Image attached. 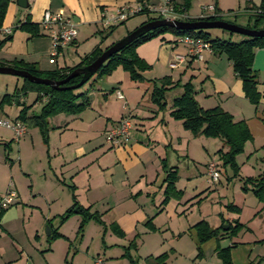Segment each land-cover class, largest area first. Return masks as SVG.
Masks as SVG:
<instances>
[{
	"label": "crops",
	"instance_id": "crops-1",
	"mask_svg": "<svg viewBox=\"0 0 264 264\" xmlns=\"http://www.w3.org/2000/svg\"><path fill=\"white\" fill-rule=\"evenodd\" d=\"M12 1L16 3V0H9L7 13L3 20V24L7 27L14 28L15 25L19 22H23L26 18L38 24L40 27L39 22L45 10L53 12L63 10L65 14L76 22V37L73 39L72 43L63 48L57 56H51L50 37L41 27L39 34L35 36L22 30H13L11 39L5 42L0 50V61L22 59L26 62L35 63L36 68L39 70L48 71L57 67L74 66L95 47L99 46L105 48L114 41H117L118 38L114 37L113 40L108 43L112 34L110 36L104 34L100 35V33L102 34L107 30V26H103L101 23L102 14L111 13L122 6L137 7L143 0H27L28 7H20L23 10L15 9L13 5L10 4ZM152 1L154 0H150V2ZM174 1L180 2L181 0ZM204 1L205 0H192L193 4L196 6V8L193 9L194 14H192L195 18H197L198 15L196 14V9L197 13L202 11L201 8L199 9V5ZM250 1L252 4L247 6V10L244 12L246 16L252 13V7H257L260 4V2L258 3L259 0ZM253 1H256V3ZM216 7L219 11L223 12L222 8L217 5ZM262 13H264V11H262ZM143 14L146 20L148 14ZM145 20H133L128 24H124L123 22L124 29L121 31V33H123L122 35H127ZM117 32L120 31L118 30ZM4 37L5 35H2L0 39ZM136 52L139 57L144 59L151 66L157 63L166 65L170 59L169 63H171L176 54L183 56V60L179 62L181 64L187 62L191 65L193 60L203 62L210 59L213 61L216 57H218L216 61L221 60V58H219L220 55L211 50L203 52L202 60L194 58L188 53L187 47L183 44L178 45V42L175 41V36L170 33L159 35L152 40L140 44L136 48ZM227 61L228 66L232 68L231 62L228 59ZM252 67L258 74L259 84L257 89L261 95L259 104L261 105V113L264 115V48L255 49ZM126 78L127 73L121 66H118L110 74L97 78L83 89L88 91L87 93L90 97V105L86 109L78 114L59 113L48 119L49 134L48 142L45 145V165L48 169L42 168V182L37 185L35 191H30L29 195H31V198L29 195L27 198L30 206L33 207L40 216L42 224L44 225L48 222L51 224L52 219L58 218L59 215L72 204L74 195L75 199L82 207L89 208L90 212L98 213L104 227H108L109 225L111 229L110 232L115 234L116 237L122 241L121 243L113 242L115 247L116 245L118 247L124 246L125 244L122 243H128L134 238L135 234H138L136 237L137 242L139 236L143 234L161 232L162 236L166 237V233L170 231L176 238V244L171 246L170 250L179 257H183V255L188 253L187 260H190L188 264H223L217 256L216 250L218 247L223 248L226 246H232L230 250L231 262L229 264H264V242H260V240H264V218L262 212H260L262 207L261 202H258L248 220L243 222L240 217L237 218L238 222L243 224V228L234 236H224L219 239L211 238L203 243H199L196 231L193 227V224L198 220L188 223L187 226L183 225L185 228H179L176 231H174L172 227L167 226L168 219L170 217H176V213L179 212L184 205L188 203H190V205L198 203L206 194L200 196L202 194L200 192V194H193L189 199L186 197V186L182 187V185H179L180 176L178 174V164L176 165L169 162L166 160L167 157L165 152L162 150L157 151L156 148H154V143L157 142L159 138L156 136L157 134H153L151 130H145L146 118L151 116L145 114L141 116L142 118L140 119V117L134 115L136 119L134 126L136 129H133L130 134L128 144L125 141L120 147H114L104 141L103 132L116 124L118 120L123 117V114L125 115V111L127 110V107H125L129 104L127 97L119 99L114 95L115 89L121 91L120 87L125 82ZM219 79L221 80L219 81V83H221L220 91L226 93L228 95L227 98L231 95H235L239 98L241 110H238L237 113L239 115L237 118L233 116L234 119H243L247 124L255 120L259 121V124H261L260 134L264 138V126L262 125L264 121H261L262 118L260 119V117H258L257 119V116L250 117L253 120L247 122V116L245 114L250 115V113H252V106L244 99L245 96L242 91L241 80L236 77L237 80L235 81L234 87L238 92L236 90L231 92L230 89L233 88V84L231 85L229 82L223 81L221 78ZM33 93L34 98L31 103H33L36 98V92ZM124 99L127 100L123 106L119 100ZM36 103L32 105L31 109L28 111L29 113H35L31 110ZM216 105L221 106L219 103H216ZM216 105L214 104V106ZM209 107H213V105L203 108ZM223 109L232 115L236 113L229 107H224ZM254 110L257 112L256 107H254ZM161 122L168 127L169 121L161 119ZM157 158L160 164L157 163ZM149 162L153 163L156 169V176L150 180L146 172ZM208 163H206V167ZM163 164L166 165L165 168H163ZM159 167L160 169H158ZM170 167H174L177 171V178L174 184L178 193L170 192L168 200L164 202L165 177ZM134 169L137 173L133 171ZM263 170L264 168L258 175L261 174ZM245 177H254V175L248 174ZM67 180L69 182H67ZM61 183L67 187L66 193H64L67 195L64 196L63 200L60 195L61 191L59 192V187L57 188L56 185ZM67 183H70V185ZM50 184H52V186H50ZM195 192L196 191L193 193ZM16 195L17 201H15L14 204H17L18 201H22L19 191H17ZM15 210H17V208L14 209L13 213ZM12 217L13 216L6 218L4 222L1 218L0 229L7 231L9 235L14 238L15 234L13 235L12 233L16 232L10 229V224L14 223L16 218L12 219ZM70 218H75L73 219L75 223H79L81 219L78 214H73L69 219ZM149 218H151V222L155 227L152 230L144 226V223ZM69 219L61 225L58 224L59 227L63 228ZM234 220V218L231 219L229 216L220 212V220L216 221L215 224L211 226L217 227L221 225L222 222L227 226V222ZM96 224L100 225L98 222H96ZM115 225L121 229L124 235H117L115 231H113ZM39 232L40 230L37 229L33 236L37 242L42 239V235L39 234ZM60 233L64 237L46 241L47 243L45 246L42 245L41 242L37 244L38 246L30 242L31 244L29 247L25 248V246H22V243L17 240L16 246H14L17 255L15 258H11V260L16 261L14 264H20L21 262H23V264H33L31 263V255H39L38 251H40L39 249L41 247L46 251L43 252L45 255L51 254L53 249L60 244L58 240L61 239L69 242L63 245L65 251L64 259H66L65 257H67L69 252L72 238L66 236L63 231ZM184 235H188L190 239L184 241L182 237ZM46 236L48 237L49 235ZM74 237L73 240L75 239ZM53 242L57 244L54 246ZM105 243V240L104 243L100 241V247L104 246ZM162 246L163 245L158 246L155 253L154 251L150 252V254L146 256L145 261H149L150 264H153L151 258L148 257H154L163 252H169L166 250L162 252ZM185 248H187V252H184ZM121 249H123V247ZM74 257L75 255H73L69 264H78V262L73 261ZM168 258L167 264H169ZM46 264L49 263L46 262ZM50 264L53 263L50 262ZM83 264H86V262ZM92 264L106 263L104 259L100 258L97 254V256L92 258Z\"/></svg>",
	"mask_w": 264,
	"mask_h": 264
},
{
	"label": "rangeland",
	"instance_id": "rangeland-1",
	"mask_svg": "<svg viewBox=\"0 0 264 264\" xmlns=\"http://www.w3.org/2000/svg\"><path fill=\"white\" fill-rule=\"evenodd\" d=\"M253 2L256 3V1ZM259 2L261 1L259 0L258 3ZM215 3L222 8L223 12L217 9ZM10 4L17 10H23L13 1L10 2ZM251 4L252 2L250 0H205L199 5V9L201 8L202 10L203 6H214L215 10L204 11L203 15L220 13L222 14V20L231 21L234 24L245 27L248 24H252V21L248 19L249 17L244 14L247 10V6ZM194 8H196V6L191 0L189 11H187L189 18H195L192 15L194 14ZM6 13L7 9L5 15ZM196 14H198L197 17H200L201 11L197 13L196 9ZM133 20H145V16L139 13L128 17L123 22L124 24H128ZM124 24L121 23L117 25L111 31L107 29L104 33H100V35L104 34L110 36L112 34L108 43L113 40L114 37L120 40L126 36L121 33V31H123L122 29H124ZM0 26L2 28L7 27L3 22ZM17 30L20 29H16V31ZM118 30L120 32H117ZM207 32L211 37L217 36L226 38L230 36L234 41L242 38V35L238 33L229 35L227 31L218 28L207 29ZM1 36L0 34V38ZM178 45L182 44L178 43ZM218 55H220V61H216L218 57L213 61L210 59L203 62L193 60L191 65L187 62L182 64L179 63L175 68L170 66L169 62L171 59L166 65L162 63H157L154 66L150 65V67L143 72L144 81L135 83L130 80L127 74L125 82L120 87V92L124 97H127L129 103L125 106L127 110H124L125 115L123 114L122 118L129 117L131 119L133 128L130 130V134L133 129H136L134 126L136 120L134 115L140 117V119L142 118L141 116L145 114L151 116L146 118L145 130H151L153 134H157L156 136L159 139L154 143V148H156L157 151L162 150L165 152L167 157L166 160L173 164H178V174L180 176L179 185H182V187L186 186V197L189 199L193 194H200V192L202 193L200 196L206 194L198 203H193L192 205L188 203L184 205V207L176 213V217H170L168 219L167 226L172 227L174 231L179 228H185L183 225L187 226L188 223H192L200 218L205 219L210 225L215 224L216 221L220 220V212L229 216L231 219L240 217L244 222L250 218L252 211L255 209L258 202H260L250 190V185L243 184L244 179L247 178L245 176L248 174L257 176L264 168V138L260 134L261 124H259V121H252L253 119L250 118L257 116V119L260 117V119L262 118L261 121H264V115L261 113V105L259 104L260 102L254 105L244 98L245 101L252 106V113H250V115L245 114L247 116V122L252 121L250 124H247L252 138L244 143L243 151L235 157L238 166L237 175L232 174L229 165H222V160L217 150L222 148L225 151L227 148L223 146L219 138L214 136L193 135L190 130L183 127L180 120L174 119L169 112L172 99L181 93V86L189 82L193 89L196 90L194 92V97L200 106L208 107L219 103L223 108H231L236 112L233 116L235 118L238 117L239 114L237 112L241 110L239 98L235 95H231L227 98L228 95L220 91L221 83H219V81H221L219 78H221L223 81L229 82L231 85L233 84V88L230 89L232 92L236 90L234 85L237 79L234 76L233 69L228 66L226 55L224 53ZM164 75H168L176 85L166 91V105L164 108L159 109L156 104L150 101L149 95L153 86V80L157 81L158 78ZM21 83V77L0 74V121H14L15 116L20 110V106L11 104L6 99L2 101V98L5 95H7V97L11 96L15 87H20ZM88 84L89 82L84 84L81 90L88 86ZM116 91L115 89L114 95H116ZM33 98L34 93L28 92L23 100L25 103L29 104ZM127 99L119 101L124 106ZM40 107L41 103L37 102L31 111L37 113ZM254 107H256L257 112H255ZM161 119L169 121L168 127L161 122ZM262 125L264 126V124ZM104 134L105 132H103V139L106 141ZM128 139L129 138L125 139L127 144L129 143ZM7 142L10 143V146L4 148L3 144ZM0 143V198H5L9 191H14L15 193L19 191L22 198V201H18L17 204H14L15 201H17L16 195L13 203L14 205L8 206L0 213V220L2 218L3 222L6 218L11 216H13L12 219L16 218V221L10 224V229L16 232L12 233L13 235L15 234L14 238L11 237L7 231L0 229V264H14L16 261H12L11 258H15L17 255V251L14 247L16 246L17 240L20 241L25 248H28L31 243L38 246L37 244H39V242L45 246L47 243L46 241H48L46 236L48 224H42L40 216L37 214L36 210L30 206L29 200L27 199L30 191H35L37 185L42 182V168L48 169L45 165V145L47 143L44 141L40 129L37 126L29 124L26 125V134H24L18 142L14 140L13 131L10 128L0 125ZM123 143L114 145V147H120ZM211 161H215L220 168L219 180L214 183L208 181L207 176L206 163ZM157 163L160 164L158 158ZM158 169H160V167ZM133 171L137 173L135 169ZM146 172L149 180L155 177V165L149 162ZM67 182L69 181L67 180ZM67 184L70 185V183ZM56 185L57 188L59 187V192L61 191L60 195L63 200L64 196L67 195L64 194L66 193L67 187L62 183ZM50 186H52V184H50ZM194 191L196 192L193 193ZM29 196L31 198V195ZM15 208H17V210L13 213ZM73 219L75 218H70L63 228L58 225L59 217L51 220V228H59L58 230L60 232L63 231L66 236L72 238L69 252L67 257H65L66 259H64L65 251L63 245L69 242L61 239L58 240L60 244H58L49 255H45L43 252L46 251L41 247L39 249L40 251H38L39 255H31V263L46 264L47 262L50 264V262H52L53 264H69L73 255H75L73 259L74 262H78V264H83L84 262H86V264H92V258L98 254L100 258L104 259L106 264H128L129 260L126 255L128 251L127 254L138 259L139 264H150L149 261H145L146 256H148L150 252L154 251L155 253L156 248L161 245H163L161 249L162 252L163 250L169 251V264L190 263V260H187L188 253L183 255V257H179L170 250V247L176 244V238L170 231L166 233V237L162 236L161 232L143 234L137 239L136 247H130L127 250L126 246H128L129 242L122 243L125 244L124 246L118 247L116 245L115 247L113 242L121 243L122 241L116 237L115 234L110 232L111 229L109 225L108 227H104L103 224H100V226L93 220L84 225L83 231L81 232L82 237L79 239V235H77L79 223H75ZM37 229L40 230L39 234L42 235V239L39 242L33 238ZM73 237L75 238L74 240ZM182 237L184 241L190 239L188 235ZM104 240L106 243L104 246L100 247V241L104 243ZM56 244L54 243L53 245L55 246ZM122 247L123 249H121ZM184 250V252H187V248ZM20 264H23V262Z\"/></svg>",
	"mask_w": 264,
	"mask_h": 264
},
{
	"label": "trees",
	"instance_id": "trees-1",
	"mask_svg": "<svg viewBox=\"0 0 264 264\" xmlns=\"http://www.w3.org/2000/svg\"><path fill=\"white\" fill-rule=\"evenodd\" d=\"M8 3L9 0H0V25L3 22ZM174 3L177 9L187 12L190 7L191 0H181L180 2ZM251 9H253V11L249 14L248 19L252 21V24H248L245 27L254 29L264 28V13H262V11H264V0H261L257 7H252ZM145 12L146 11H142L140 13L143 14ZM221 17L222 14L216 13V15H208L193 19L189 18V20H222ZM153 19L159 18L157 16L148 14V18L141 24ZM121 23H123V21ZM117 25L108 26L107 29L111 31ZM16 29L23 30L30 33L32 36H35L39 34L41 28L38 26V24L33 23L26 18L23 22H19L17 25H15L13 30ZM227 32L229 35L234 34V32ZM164 33H170L175 36V38L184 35L201 38L202 40L209 43L211 51L217 54L224 53L226 58L231 62L235 76L241 80L242 91L245 98L251 104L256 105L259 103L261 95L257 89L259 84L258 74L256 70L253 69L252 64L255 49L264 48V37H250L242 35V38L234 41L230 38V36L226 38L217 36L211 37L207 32V29L180 30L168 26H160L151 29L127 43L116 53H113L108 59L104 61L96 73L84 84L88 82L92 83L97 78H101L110 74L118 66H121V68L128 74L131 81L135 83L144 81L145 78L143 77V72L146 71L150 65L144 59L139 57L136 52V48L140 44ZM10 39L11 34L6 35L2 40H0V49L4 43ZM105 48H101L99 46L95 47L89 54L85 55L81 61L74 66L57 67L48 71L39 70L36 68L35 63L26 62L22 59L0 61V65H8L17 69H23L33 75L43 78L61 80L67 77L74 69L91 63L97 56L101 54ZM80 79L81 75L73 76L64 84V86L74 85L78 83ZM83 85L78 88L54 89L48 85L35 84L25 78H22L20 87L16 86L12 95L8 97L5 95L2 98V101L6 99L11 104L20 106V110L18 111L14 121L18 120L26 125L29 124L32 126H37L42 133L44 141L47 143L49 134L48 119L51 116L59 113L78 114L90 105V97L87 93L88 91L81 90ZM175 85L176 84L168 75L158 78L157 81L153 80V86L149 95L150 101L156 104L159 109L164 108L166 105V91L173 88ZM181 88V93L174 97L171 101L170 115L174 119L180 120L183 127L190 130L193 135L214 136L219 138L223 146H226L227 148L225 151L222 148L217 150L220 154L219 156L222 160V165H229L230 169L232 170V174L237 175L238 166L236 164L235 157L237 154L243 151L244 143L252 138L246 121L243 119L235 120L231 113L218 105L209 108H203L200 106L194 97L195 91L189 82L183 84ZM28 92H36V98L33 103L30 104L25 103L23 100ZM36 102L42 103L39 111L37 113H29L28 111ZM3 145L4 148H6L10 146V143L7 142ZM165 167L166 165L163 164V168ZM217 168L220 171L218 164ZM176 178L177 171L174 169V167L168 168V172L165 177L166 185L164 188V202L168 200L170 192L178 193L174 184ZM243 184L250 185V190L252 191L253 195L257 197L262 203L260 212H262V216L264 218V170L257 176L245 178ZM4 210L5 209L1 210L0 213ZM73 214H78L81 217L77 230L79 239L82 237L81 232L83 231L84 225L89 220H95L96 222L102 224L100 215L96 212H90L89 208L82 207L77 202L74 195L72 204L61 215H59V225L63 224ZM47 224L50 228V234L47 237L48 241L58 237H64L57 228H51L50 222ZM223 225L224 222H222L221 225L217 227H212L205 219L196 221L193 224V227L196 231L198 242L203 243L211 238L219 239L224 236H234L243 227V224L239 223L237 219L227 222V228L225 229ZM144 226H146L149 230L155 228L151 222V218L147 219V221L144 223ZM113 231H115L117 235H124L117 225L113 227ZM137 236L138 234H135L134 238L129 241L128 246H126L127 250L130 247H136ZM260 242H264V240H260ZM231 247L232 246H226L223 248L218 247L216 250V254L223 264H229L231 262ZM127 252L126 255L129 263L138 264V260L133 258L130 254H127ZM148 258H151L153 264H167L168 253L163 252L157 256Z\"/></svg>",
	"mask_w": 264,
	"mask_h": 264
},
{
	"label": "built area",
	"instance_id": "built-area-1",
	"mask_svg": "<svg viewBox=\"0 0 264 264\" xmlns=\"http://www.w3.org/2000/svg\"><path fill=\"white\" fill-rule=\"evenodd\" d=\"M174 0H143L137 7L122 6L115 9L111 13H103L101 23L103 26L117 25L130 16L139 14L142 11L145 13L157 16L158 18L189 20L187 12L180 11L175 7ZM215 10L214 6H203L200 17L208 16L203 15L204 11ZM216 15V14H212ZM40 27L46 31L51 40V56H57L61 50L70 45L77 35L76 22L70 16L65 14L63 10L50 11L45 10L40 19ZM13 32L12 27L0 26V33L2 35H10ZM175 41L187 47L188 53L196 59H203V52L210 51V45L207 41L201 38L184 35L175 38ZM183 60V56L176 54L173 61L170 63L172 68L178 66V63ZM116 96L123 99L124 95L118 90ZM0 125L8 127L13 131V138L16 142L26 133V125L21 121L8 122L1 120ZM133 128V123L129 117L121 118L118 122L105 131L106 142L112 146L123 143L125 139L129 138L130 130ZM208 181L217 182L220 174L215 161L207 164ZM16 193L9 191L5 198H0V211L6 209L14 203Z\"/></svg>",
	"mask_w": 264,
	"mask_h": 264
},
{
	"label": "water",
	"instance_id": "water-1",
	"mask_svg": "<svg viewBox=\"0 0 264 264\" xmlns=\"http://www.w3.org/2000/svg\"><path fill=\"white\" fill-rule=\"evenodd\" d=\"M16 4L19 7L26 8L28 7L27 0H16ZM160 26H168L180 30H187V29H210V28H218L223 29L229 32L238 33L244 36L250 37H264V28L262 29H254V28H247L244 26H240L231 22H227L224 20H177V19H153L147 21L132 31H130L126 36L122 39L115 41L113 44L105 48L99 56H97L91 63L74 69L67 77L61 80H52L49 78H43L36 75L31 74L30 72L17 69L12 66L8 65H0V74H9L21 78H25L28 81L35 83V84H44L48 85L54 89H66V88H78L87 82L90 77H92L96 71L100 68V66L104 63L106 59H108L113 53L119 51L123 46L127 43L131 42L133 39L137 38L141 34L154 29ZM81 75V79L78 83L70 86H64V84L73 76ZM47 235L50 234V228L47 227ZM224 228H227L224 225Z\"/></svg>",
	"mask_w": 264,
	"mask_h": 264
}]
</instances>
